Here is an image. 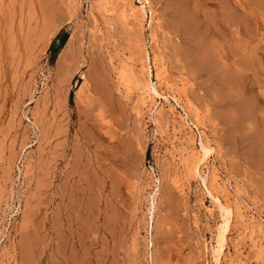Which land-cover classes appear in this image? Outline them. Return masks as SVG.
Listing matches in <instances>:
<instances>
[{"label":"rangeland","instance_id":"rangeland-1","mask_svg":"<svg viewBox=\"0 0 264 264\" xmlns=\"http://www.w3.org/2000/svg\"><path fill=\"white\" fill-rule=\"evenodd\" d=\"M148 2L0 0V264H264V0Z\"/></svg>","mask_w":264,"mask_h":264},{"label":"bare ground","instance_id":"bare-ground-1","mask_svg":"<svg viewBox=\"0 0 264 264\" xmlns=\"http://www.w3.org/2000/svg\"><path fill=\"white\" fill-rule=\"evenodd\" d=\"M140 3L142 5H141V7H139L138 11H139L140 14L142 13L143 16H144V14H146V8H147L149 2H148V0H140ZM135 13H137V11ZM187 25H189V21H188ZM93 77H94V80H95V85L100 87V86H102V84H104V75H103V73L101 71H99L98 67H96V71H95V74H94ZM147 87L149 88V90L153 89L156 94L160 95V93H159V91H158L156 86L147 84ZM202 149H203V152H204V153L203 152L202 153L204 154L205 157H208L210 152L212 151V149H209L207 147V145H203ZM208 188H209V186H208ZM211 194H212V192H211ZM212 196H213V198H215V194H212ZM221 208H222V212H223V216H224V229L220 232L219 237H220L221 243H222L224 241V238H225V231L228 229V227L230 225V221H231V218H232V211L229 208H227L226 206H224V204L221 205ZM221 247H222V245H221Z\"/></svg>","mask_w":264,"mask_h":264},{"label":"trees","instance_id":"trees-1","mask_svg":"<svg viewBox=\"0 0 264 264\" xmlns=\"http://www.w3.org/2000/svg\"><path fill=\"white\" fill-rule=\"evenodd\" d=\"M60 38H62L61 39V42H60V44L59 45H57L56 43H53V45L51 46V51L55 54V55H57L58 54V52L60 51V49L63 47V45L65 44V42H66V40H67V38H68V34L67 33H62L61 35H59L58 37H57V39H60ZM71 98H72V94H71Z\"/></svg>","mask_w":264,"mask_h":264}]
</instances>
